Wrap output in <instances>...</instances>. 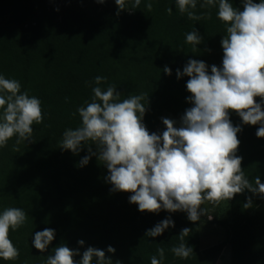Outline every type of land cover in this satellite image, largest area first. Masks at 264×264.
<instances>
[{
  "label": "trees",
  "instance_id": "16d2710c",
  "mask_svg": "<svg viewBox=\"0 0 264 264\" xmlns=\"http://www.w3.org/2000/svg\"><path fill=\"white\" fill-rule=\"evenodd\" d=\"M148 2L153 5L151 12L145 7ZM218 2L201 8L203 0H197L192 11L210 13V18L190 20L179 12L176 0H141L131 12L132 0H126V10L119 15L115 0L102 4L97 0H0V75L18 80L22 92L41 101L43 113V122L33 124L31 142H21L19 151H13V137L0 148V213L15 207L27 214L23 226L9 231L20 253L18 259L0 258V264H46L60 244L79 249L81 254L88 247L106 251L110 245L116 251L106 255L113 264L117 260L151 264L153 255L159 258L158 248L165 250L161 264L218 263L224 245L203 249L201 243L209 211L195 223L183 211L140 212L138 205L129 202L132 193L110 191L108 170L95 156L86 166H78L88 155L87 147L79 154L60 148L64 131L81 125L77 109L91 102L96 76L106 77L102 90L115 86L120 101L145 94L147 111L142 122L150 134L156 133L164 114L180 123L192 104L187 99L191 95L186 88L189 77L178 79L177 69L182 72L190 59L204 61L209 73L212 65L222 66L221 40L227 32L217 16ZM229 2L243 10L242 0ZM194 30L202 37L197 46L186 42V34ZM165 66L171 75L164 73ZM260 99L256 97L257 102ZM230 120L233 126L242 127L237 133L236 155L242 157L246 178L254 185L259 176L264 183V138L256 136L259 125L243 124L235 112H230ZM250 196L252 207L245 209L243 204ZM167 218L174 221V227L157 237L145 235ZM220 225L227 234L229 264H264V199L247 190L236 194L230 200L227 220ZM45 228L55 230V239L40 252L32 240ZM184 228L191 229L185 237L193 248L188 259L171 251L179 245Z\"/></svg>",
  "mask_w": 264,
  "mask_h": 264
},
{
  "label": "clouds",
  "instance_id": "9594fccd",
  "mask_svg": "<svg viewBox=\"0 0 264 264\" xmlns=\"http://www.w3.org/2000/svg\"><path fill=\"white\" fill-rule=\"evenodd\" d=\"M104 3L105 0H97ZM243 10L233 7L229 0H219L217 16L226 25L227 35L221 40L222 66H209L200 60L190 59L177 78L189 77L186 88L191 94L187 99L192 107L185 110L176 127V121L162 117L166 126L162 133H149L143 117L147 111L145 94L131 95L120 101V93L114 85L106 90L100 87L106 77L96 76L91 102L77 109L81 125L66 129L60 148L73 154L87 147L78 166H86L92 156L103 162L108 170L106 182L112 192H129V202L138 205L140 212L169 213L183 211L191 222L207 215L202 208L206 201L213 205L230 201L236 194L247 190L253 196L264 199V183L259 176L255 184L246 178L241 168L242 157L236 155L240 140L237 133L240 125L233 126L230 112H235L243 124L259 125L256 136L264 138V0H242ZM117 15L126 10V0H115ZM141 0H132L131 9L139 8ZM181 14L190 20L210 18V13L196 15L197 0H176ZM217 0H203L201 8H211ZM151 12L152 3L145 5ZM167 12L171 14L172 9ZM186 42L194 46L202 42L197 31L186 34ZM164 73L171 75L167 66ZM256 97H260L257 102ZM0 148L7 146L16 137L13 151H19L21 142H31L33 124L43 122L41 101L21 91L15 79L0 75ZM75 115V113H73ZM90 142V143H89ZM95 146V151L92 146ZM252 207V197L243 204ZM211 219V218H209ZM27 214L21 208L10 207L0 213V258L4 261L18 259L20 253L9 238V231L25 224ZM170 218L157 223L146 231L148 237H157L169 227H174ZM191 229L184 228L179 234L180 243L173 246L172 253L188 259L193 248L185 243ZM55 239V230L45 228L36 232L32 245L45 252ZM80 246L84 245L79 240ZM116 251L108 246L106 251L88 247L83 253L66 244L55 247L48 255L46 264H113L107 253ZM151 257V264H161L164 248H158ZM80 256L77 261L75 257ZM115 264H121L119 260Z\"/></svg>",
  "mask_w": 264,
  "mask_h": 264
},
{
  "label": "rangeland",
  "instance_id": "374dc122",
  "mask_svg": "<svg viewBox=\"0 0 264 264\" xmlns=\"http://www.w3.org/2000/svg\"><path fill=\"white\" fill-rule=\"evenodd\" d=\"M164 118L175 120L171 114H164ZM176 121V127L180 126V123ZM166 126L160 123L156 133H162ZM209 211L211 219H207L201 229V243L202 248L207 249L209 247L223 244L224 251L217 264H229L230 263V248L227 244V234L223 227L220 225L221 222H225L229 216L230 201H221L217 205H213L211 202L206 205Z\"/></svg>",
  "mask_w": 264,
  "mask_h": 264
}]
</instances>
